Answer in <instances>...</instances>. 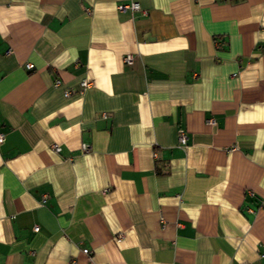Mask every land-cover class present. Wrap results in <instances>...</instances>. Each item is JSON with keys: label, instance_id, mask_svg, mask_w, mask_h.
Listing matches in <instances>:
<instances>
[{"label": "crops", "instance_id": "crops-1", "mask_svg": "<svg viewBox=\"0 0 264 264\" xmlns=\"http://www.w3.org/2000/svg\"><path fill=\"white\" fill-rule=\"evenodd\" d=\"M0 132V264H264V0H0Z\"/></svg>", "mask_w": 264, "mask_h": 264}, {"label": "built area", "instance_id": "built-area-1", "mask_svg": "<svg viewBox=\"0 0 264 264\" xmlns=\"http://www.w3.org/2000/svg\"><path fill=\"white\" fill-rule=\"evenodd\" d=\"M117 9L120 10V11L125 10V9H129L131 11H136V10H139V5H138L137 2H130V3H126V4H119L117 6ZM124 62H125V64L130 65L132 63V55H130V54L125 55ZM25 67L27 69H31L33 67V65L27 63V64H25ZM59 83H60L59 80H56L55 81V85L56 86H58ZM88 85H89V82L86 79H83L80 82V86H81L82 89L88 87ZM68 94L69 93L67 91L64 92V95L65 96H67ZM209 121L212 122V120H209ZM3 138H4V136L0 132V144L3 142ZM178 141H179L180 144H185V142H186V135H185V133L183 131H179V133H178ZM51 147L55 151H58L59 150V147L56 144H53ZM83 149L84 150H88L89 148L85 146V147H83ZM153 156L154 157L156 156V154L154 152H153ZM33 231H38V227L37 226H34L33 227ZM83 251H84V253H88L86 249L83 250ZM71 264H73V263H71Z\"/></svg>", "mask_w": 264, "mask_h": 264}]
</instances>
